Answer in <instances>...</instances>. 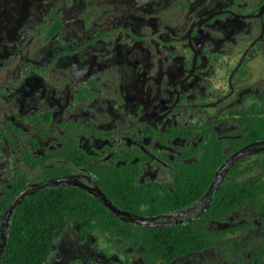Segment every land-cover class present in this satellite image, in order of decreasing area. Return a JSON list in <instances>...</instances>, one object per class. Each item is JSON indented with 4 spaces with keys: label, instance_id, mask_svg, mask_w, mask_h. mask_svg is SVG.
Masks as SVG:
<instances>
[{
    "label": "flooded vegetation",
    "instance_id": "flooded-vegetation-1",
    "mask_svg": "<svg viewBox=\"0 0 264 264\" xmlns=\"http://www.w3.org/2000/svg\"><path fill=\"white\" fill-rule=\"evenodd\" d=\"M261 186L264 0H0V264H264Z\"/></svg>",
    "mask_w": 264,
    "mask_h": 264
},
{
    "label": "trees",
    "instance_id": "trees-1",
    "mask_svg": "<svg viewBox=\"0 0 264 264\" xmlns=\"http://www.w3.org/2000/svg\"><path fill=\"white\" fill-rule=\"evenodd\" d=\"M236 184V186L230 184L229 196L224 198L230 202L228 203L229 206H235L237 203L250 198L248 194L251 183ZM263 188L264 186H261V189ZM22 205L26 208L21 210V214L17 218L19 225L14 223L11 229L3 264H30L28 257L32 253L39 252L40 258L43 259L48 248L45 244L35 243V239L46 238L47 229L44 224L47 222L50 206L47 196L29 197L24 200Z\"/></svg>",
    "mask_w": 264,
    "mask_h": 264
}]
</instances>
